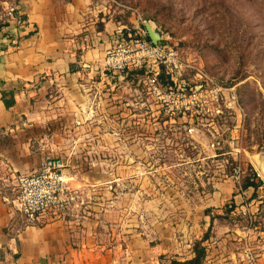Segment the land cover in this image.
Returning <instances> with one entry per match:
<instances>
[{
  "label": "crops",
  "instance_id": "1",
  "mask_svg": "<svg viewBox=\"0 0 264 264\" xmlns=\"http://www.w3.org/2000/svg\"><path fill=\"white\" fill-rule=\"evenodd\" d=\"M17 5L21 19L6 24L0 38V264H170L193 257V243L204 234L202 264L231 258L224 244L208 243V229L223 224L217 207L227 195L238 196L234 184L229 194L219 189L183 197L173 190L177 209L171 223L159 204L156 211L141 212L138 231L117 223L118 213L103 207L113 202L100 194L103 186L85 173L87 167L67 164L68 182L81 192L88 210L74 208L59 220L43 214L34 224L25 221L12 199L16 176L38 165L37 139L81 138L80 133L93 138L106 110L118 103L128 107L127 121L143 125L147 119L142 111L133 118L137 103L114 99L127 87L131 90L128 80L138 73L104 75L100 68L115 38L141 28L131 18H113L92 0H17ZM139 105L143 107L142 100ZM198 142L204 158L223 155V150L208 148L207 138ZM83 149L76 151L99 153L98 148ZM151 202L144 199V205Z\"/></svg>",
  "mask_w": 264,
  "mask_h": 264
},
{
  "label": "rangeland",
  "instance_id": "2",
  "mask_svg": "<svg viewBox=\"0 0 264 264\" xmlns=\"http://www.w3.org/2000/svg\"><path fill=\"white\" fill-rule=\"evenodd\" d=\"M92 1L118 20L127 22L131 18L133 25L141 28L143 20L149 21L160 33L161 43L175 46L183 58L191 60L195 68L182 75L186 82L233 87L241 111L224 108L212 120L188 115L169 119L148 92L145 75L139 73L128 80L131 90L127 87L121 97L114 99L137 103L132 107L137 113L133 118H139L142 111L146 123L127 121L125 114L129 109L118 103L110 112L106 110L107 116L98 123L100 131L93 138L80 133L81 138L67 135L63 139H37L38 163L44 154L50 153L63 156L69 168L72 164L87 167L85 173L103 186L100 194L113 202L103 207L118 213V219L114 218L117 223L125 222L139 231L141 212L156 211L159 204L164 206L171 223L177 209L173 190H180L183 197L219 189L229 194L234 182L227 156L204 158L206 153L198 141L207 138L209 142L214 136L226 140L238 134L245 175L250 173L251 166L263 181L257 192L251 193L247 188L243 198L235 188L238 196L227 195L224 204L217 207L223 212V224L209 226L208 243L224 244L230 249L231 258L215 259L208 264H248L240 258L246 246L252 250L257 264H264V0ZM160 80L167 83L164 76ZM141 100L143 107L139 105ZM81 148L85 152L98 148L99 153L76 151ZM62 149L69 153H59ZM228 149L222 142L216 150ZM128 164L136 167L128 170L124 167ZM144 199L152 202L144 205ZM158 200L161 203L157 204ZM76 209L85 213L87 203Z\"/></svg>",
  "mask_w": 264,
  "mask_h": 264
},
{
  "label": "built area",
  "instance_id": "3",
  "mask_svg": "<svg viewBox=\"0 0 264 264\" xmlns=\"http://www.w3.org/2000/svg\"><path fill=\"white\" fill-rule=\"evenodd\" d=\"M16 19H21L17 0H0V38L6 24ZM100 68L104 75H119L141 69L148 81V92L169 119L188 115L212 120L220 116L224 108L241 111L233 87L186 82L182 75L187 69L195 68L191 60L183 58L175 46L160 41L156 44L150 42L144 28L127 29L115 38L105 50ZM197 72L201 71L197 69ZM161 75L167 81L165 85L161 83ZM218 137L214 136L208 147L216 150L222 142L226 143L229 149L222 152L227 156L226 162L231 164L230 178L243 198L245 170L241 163L239 135H230L226 140ZM66 168L67 161L63 157L46 153L35 169L16 176L12 204L28 224L38 222L43 214H48L53 220L63 219L83 203L81 192L68 182ZM240 258L248 264H257L252 250L247 246L240 253Z\"/></svg>",
  "mask_w": 264,
  "mask_h": 264
},
{
  "label": "trees",
  "instance_id": "4",
  "mask_svg": "<svg viewBox=\"0 0 264 264\" xmlns=\"http://www.w3.org/2000/svg\"><path fill=\"white\" fill-rule=\"evenodd\" d=\"M145 19H148V17H144ZM143 28V26H142ZM146 38L148 36L146 35ZM131 72H136V73H142L141 69L138 70H132ZM163 75H161V78ZM220 152V151H219ZM248 169L250 173L248 175H245L242 179V188L247 189L249 187H252L253 190L255 191L261 184L262 180L256 176L255 171L251 168V166H248ZM207 237V234H204L200 239L195 240L193 243V251H194V256L191 257L190 259H186L183 261H176L173 260L170 262V264H202L205 258V252L204 249L201 245V243L204 241V239Z\"/></svg>",
  "mask_w": 264,
  "mask_h": 264
},
{
  "label": "water",
  "instance_id": "5",
  "mask_svg": "<svg viewBox=\"0 0 264 264\" xmlns=\"http://www.w3.org/2000/svg\"><path fill=\"white\" fill-rule=\"evenodd\" d=\"M143 28L146 31V35L148 36V39L153 44H156L160 40V33L156 31L151 23L147 20H143Z\"/></svg>",
  "mask_w": 264,
  "mask_h": 264
}]
</instances>
